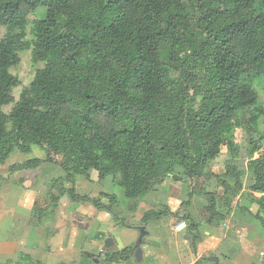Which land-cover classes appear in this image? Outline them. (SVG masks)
Here are the masks:
<instances>
[{
	"label": "trees",
	"instance_id": "1",
	"mask_svg": "<svg viewBox=\"0 0 264 264\" xmlns=\"http://www.w3.org/2000/svg\"><path fill=\"white\" fill-rule=\"evenodd\" d=\"M41 9L45 14L38 18ZM25 51L37 69L16 100L21 82L12 70ZM263 82L264 0H0V165L39 147L45 158L11 168L33 171L50 163L64 171L39 221L54 218L70 201L107 212L118 227L117 195H81L79 178L95 171L100 183L111 181L137 202L171 177L201 179L227 151L233 165L220 180L224 197L192 189L186 206L195 196L205 198V221L218 228L234 199L244 197L250 206L240 210L264 228L259 143L248 153L250 192L243 193L234 167L247 112L253 111V127L264 116L258 94ZM171 215L165 206L146 212L142 222ZM184 219L196 252L204 239L201 223L190 214ZM135 250L106 252L100 264H144ZM21 261L44 264L30 255ZM92 261L84 257L82 264Z\"/></svg>",
	"mask_w": 264,
	"mask_h": 264
},
{
	"label": "rangeland",
	"instance_id": "2",
	"mask_svg": "<svg viewBox=\"0 0 264 264\" xmlns=\"http://www.w3.org/2000/svg\"><path fill=\"white\" fill-rule=\"evenodd\" d=\"M44 14L45 11L41 9L37 17L42 18ZM1 31L4 35V31ZM20 58V64L12 70L21 82L13 93L16 100L19 99L22 91L30 86L37 69L33 65L31 51L23 52ZM258 94L260 104L264 107V82L258 87ZM13 106L6 107L5 111L10 112ZM252 114L253 111H248L245 116L244 129L239 136L240 158L234 166L241 172L243 193L250 192L247 166L248 153L252 149L253 142H258L261 151L264 150V116L260 123L253 127L248 123ZM258 155L259 153L256 157ZM34 158H45V152L39 147H34L31 153H15L5 165H0V249L8 251L7 245L4 244L19 243V248L12 244L11 250L16 252L8 256L0 255V264H16L19 257L26 254L30 255L34 261L40 260L44 264L66 263L70 261V256L75 255L73 249L77 247H80L79 253L82 250L96 253L92 264H100L103 257L98 255L109 232L118 242L117 250H121L137 244L143 226L148 232L141 246L143 250L141 262L145 264H197L203 259H206L204 264H216L213 261L215 259L220 264H264V228L249 213L240 210L242 206L244 208L250 206L244 197L234 199L231 208L226 209L228 219L218 228L209 226L205 221L204 209L207 205L205 198L195 196L190 207L186 206V202L191 199L192 189L205 190L218 194L220 198L224 197L225 191L220 180L225 178V174L233 165L230 163L231 158L227 151L217 160L209 163L201 179L191 180L184 177L181 181H175L171 177L157 192L137 202L127 199L124 190L111 181L100 183L95 171L89 178H79L76 189L81 195L91 198H96L104 192L117 195L119 205L116 211L120 222H123L118 227V223L107 212L96 209L89 203L70 201L61 205L54 220L50 215H46L40 222L38 219L42 213L39 207L48 205L50 196L58 193L60 184H56L55 181L63 177L65 173L60 166L50 163L43 164L33 171H11L12 166ZM64 186L70 188L72 185L64 182ZM256 196L261 197L260 194ZM31 197L37 199L38 203H29L27 200ZM103 202L108 203L105 199ZM165 206L171 209L173 215L147 225L142 222L146 212L163 210ZM252 210L255 212L257 209L253 206ZM187 214L201 223L204 239L198 245L196 252L193 251L191 244L193 235L187 232L188 224L184 219ZM183 223L186 224L183 227L184 231L177 232L176 227ZM111 227L114 228L113 232L109 231ZM70 228L78 230L81 241L76 242L74 248H71L69 252L66 251L65 254L60 251L53 252V248L58 250L62 248L55 245L54 241L57 240L56 242L60 243L63 234L67 235L70 231L72 233ZM50 235H54L55 240H51ZM96 240L101 241L100 250L93 249L91 246ZM7 258L13 259L7 261ZM80 263L81 260L74 262V264Z\"/></svg>",
	"mask_w": 264,
	"mask_h": 264
},
{
	"label": "crops",
	"instance_id": "3",
	"mask_svg": "<svg viewBox=\"0 0 264 264\" xmlns=\"http://www.w3.org/2000/svg\"><path fill=\"white\" fill-rule=\"evenodd\" d=\"M29 203L31 202L32 204H37L38 202H37V199H35V198H29L28 200H27ZM44 203H45V200L43 201ZM43 203V204H44ZM50 203V202H49ZM49 203H48V205H44V207H39L40 208V210L41 209H45L46 207H48L49 206ZM32 207H33V205H32ZM51 219H52V217H51ZM39 220V219H38ZM53 220H54V218H53ZM80 224V223H79ZM50 225V224H49ZM64 229V228H63ZM66 229V228H65ZM71 230H72V233H68L67 235H65V234H63V238H62V240L60 241V243H57L56 241L57 240H55L54 238H53V236L54 235H50L49 237H51V240L52 239H54L55 241H54V244L55 245H58L59 247L60 246H62V248L60 249L59 248V250L58 249H55V248H53L52 249V251L53 252H58V251H60L62 254H65L66 253V251L67 252H69V250H71V248H74V246L76 245L75 243L77 242V243H79L80 241H81V237H79L78 235H79V232H78V230L76 229V228H70ZM111 229H113V227H111L110 228V230L109 231H111ZM74 230V231H73ZM100 240H96V241H94V244H92L91 246L93 247V249H101L100 247ZM12 244H15L16 245V248H19V243L18 242H16V243H6V244H4V245H7V250L8 251H6V250H4V249H0V255H9V254H11V253H13V252H16V251H12L11 249H12ZM104 245V244H103ZM119 248V247H118ZM73 250H75V255L74 256H70L69 258H70V261H68V262H66V263H61V264H74V262L75 261H80L81 260V263L80 264H82L83 262H84V257H87V258H89V259H91V260H93V257L95 256V254L96 253H94V252H89L88 250H82L81 251V253H79V251H80V247H77V248H74ZM83 252H84V254H83ZM60 253V254H61ZM26 255H28V254H26ZM48 255H50L49 253H48ZM45 258H47V257H45ZM11 259H13V258H7L6 260L7 261H10ZM21 260V257H19V260L17 261V262H19ZM38 261H40V260H38ZM94 261V260H93ZM92 261V262H93ZM139 261V260H138ZM16 262V263H17ZM20 262H22V261H20ZM141 262V261H140ZM23 263V262H22ZM144 263V262H143ZM122 264H124V263H122ZM145 264V263H144Z\"/></svg>",
	"mask_w": 264,
	"mask_h": 264
},
{
	"label": "water",
	"instance_id": "4",
	"mask_svg": "<svg viewBox=\"0 0 264 264\" xmlns=\"http://www.w3.org/2000/svg\"><path fill=\"white\" fill-rule=\"evenodd\" d=\"M148 235V232H146L145 230V226L141 227V235L140 238L137 242V244L135 245V257L137 260L141 261L143 259V250H142V243L144 241V238ZM118 248V242L117 240L113 237L112 233L109 232L107 234V238L104 241V246L101 250V252L99 253L98 257H101L104 253L106 252H112L117 250ZM95 257V256H94Z\"/></svg>",
	"mask_w": 264,
	"mask_h": 264
},
{
	"label": "built area",
	"instance_id": "5",
	"mask_svg": "<svg viewBox=\"0 0 264 264\" xmlns=\"http://www.w3.org/2000/svg\"><path fill=\"white\" fill-rule=\"evenodd\" d=\"M184 225H186V224H185V223H183V224H179V225L176 227V231H177V232L184 231V229H185V228H183Z\"/></svg>",
	"mask_w": 264,
	"mask_h": 264
}]
</instances>
